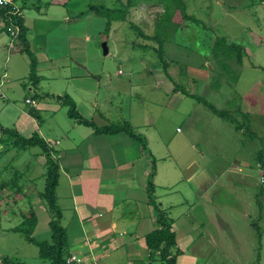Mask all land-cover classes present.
Returning <instances> with one entry per match:
<instances>
[{
	"label": "rangeland",
	"instance_id": "obj_1",
	"mask_svg": "<svg viewBox=\"0 0 264 264\" xmlns=\"http://www.w3.org/2000/svg\"><path fill=\"white\" fill-rule=\"evenodd\" d=\"M81 1L96 5L117 2ZM182 1L187 15L196 23H182L177 16L181 28L163 45V57L168 64L166 73L172 79L164 73L155 53L138 45L151 42L137 37L135 28L129 25L131 22L144 35L152 36L153 21L162 11L160 5L132 7L129 22L114 24L106 36L102 31L103 19L93 17L96 18L93 25L101 23V28L92 35L91 42L101 56V46L106 43L109 54L104 57L105 63L115 75L110 85L103 84L102 80L98 98L104 102L107 96L124 94L122 99L125 98L127 108L136 112L139 125L130 124L146 138L145 152L155 161L153 181L157 202L173 220V227L190 228L185 233L180 231L179 246L185 254L184 262L252 264L259 253V264H264V168L257 161L258 156L264 157V0ZM35 3L25 7L24 12L32 13L36 7L46 11L42 1ZM17 4L20 7L21 2ZM0 36L5 39L1 32ZM216 37H224L228 43L244 48L241 66L231 60L235 72L231 69L223 72L212 60L211 47ZM28 69L29 62L20 55L0 56V82L3 84L4 72L8 80L1 89L8 99L21 94L22 84L18 82ZM117 70L120 75L116 74ZM59 73L62 75L63 71ZM57 80L63 83L60 76ZM177 86L188 94L202 97L219 111H226L229 119L237 124L219 118L206 106L175 92ZM118 107L114 105L111 118L120 115L116 112ZM0 119L3 126L13 128L7 122H15L16 116L11 111H2ZM248 129L255 134V139H249ZM133 145L142 146L137 142ZM40 152L39 148H32L18 153L15 160L28 181L22 187L27 197L21 200L16 196V205L5 200L0 203V264L3 259L13 263L18 259L22 262L23 258L30 263L34 257L41 259L35 245L20 233L7 231L21 222L14 213L27 212L28 203L37 217L32 237L38 242H50V218L37 197L44 187ZM13 153L2 157L0 170L2 162L16 156ZM3 177L7 178L8 174ZM66 186L60 179L55 194L62 214L59 223L72 229L67 234L70 237L79 235L81 230L76 225L73 197ZM9 195L13 193L0 192V198ZM256 228L261 233L260 239L256 237ZM145 249L141 242L138 249L141 256L135 258L139 261L135 264H150ZM124 252H113L100 264H129ZM42 261L41 264H48Z\"/></svg>",
	"mask_w": 264,
	"mask_h": 264
},
{
	"label": "crops",
	"instance_id": "obj_2",
	"mask_svg": "<svg viewBox=\"0 0 264 264\" xmlns=\"http://www.w3.org/2000/svg\"><path fill=\"white\" fill-rule=\"evenodd\" d=\"M40 1L46 8L45 12L36 7L32 13L24 10L21 13L29 50L36 63L38 84L34 87L27 81L28 69L26 75L19 79L21 83L18 82L22 84L21 94L8 99L1 89L8 82L4 72L1 75L3 84L0 82V101L3 103L0 112L15 114L16 121L7 123L21 136L28 138L38 133L44 141L55 144L53 149L59 158L60 168L58 187L59 180H64L73 197L76 225L81 230L79 235L67 237L69 254L94 258L100 264L113 252L125 251L129 264L138 263L135 258L141 256L138 250L141 242L145 244V236L155 229L154 213L146 194L151 154L146 153L142 146H134L133 142L137 141L124 132L98 134L93 128L79 125L68 118L67 108L49 96L67 95L78 114L98 128L123 122L138 134L131 126L132 123L139 125L136 112L127 108L125 98L122 99L124 94L107 96L104 102L98 98L102 80L103 84L110 85L115 75L105 63L104 57L109 51L102 57L91 42L101 23L93 25L92 21L97 17L86 13L90 4L81 0ZM102 22L104 29L105 21ZM0 32L5 35V39L0 36V56L5 53L20 55L29 62L19 51L8 49L9 37L2 22ZM59 71L63 74L60 75ZM116 74L120 75V70ZM59 76L63 83L57 80ZM110 99L113 100L108 102ZM114 105H120L116 111L120 113L118 118H111ZM82 127L86 129L82 130ZM154 186L156 189L155 183ZM64 228L66 235L72 230ZM173 228L180 251L176 264H186L185 254L179 246L183 229ZM183 228V233L190 229L188 226ZM145 251L148 259L147 248ZM19 260L15 264H41L42 261L36 257L32 263L26 258L22 262Z\"/></svg>",
	"mask_w": 264,
	"mask_h": 264
},
{
	"label": "trees",
	"instance_id": "obj_3",
	"mask_svg": "<svg viewBox=\"0 0 264 264\" xmlns=\"http://www.w3.org/2000/svg\"><path fill=\"white\" fill-rule=\"evenodd\" d=\"M33 1V2H32ZM40 2V0H16V2H21L20 10H24L28 5H33ZM115 5H108V3L102 4H90L88 6L87 14L92 17H100L105 21L103 32L105 36L110 32L112 26L116 23L129 22V11L132 7L139 6L140 4H155L162 7L161 13L155 16L153 21V35L146 36L143 31L137 28L133 23L129 22L130 27L135 28L138 33L137 37L142 38L144 41H150L151 44L138 43L143 50L152 51L158 57L159 62L163 66V71L166 73V67L168 64L164 60V50L163 45L166 41L173 38V35L181 28L183 22H194L185 11V5L182 0H126L125 3L116 0ZM32 2V3H31ZM111 4V3H110ZM179 17L182 21H176V17ZM97 17V18H98ZM0 21L3 22L4 32L9 25H14L19 28V34L16 39L15 51L25 55L29 59V75L27 81L32 86H37L38 78L36 77V63L29 50V42L27 39V31L23 24L22 17L18 15H11L8 10L0 8ZM136 43V42H135ZM211 58L215 64L224 71L232 68L231 60L234 61L236 66H241L244 58V48L241 45L234 43H228L224 37H216L215 41L211 47ZM165 69V70H164ZM168 76V75H167ZM168 78H171L168 76ZM172 79V78H171ZM181 92L185 97L191 98L196 102L202 104L209 108L216 116L223 120H229L232 123L233 119H229L226 111H219L214 106L206 102L202 97L198 95H191L185 92L182 87H176L175 92ZM49 96V95H48ZM54 102H57L61 106L67 108L68 118L74 120L79 125L93 128L98 134L112 135L119 132H124L128 134L132 139L137 141L142 145L145 150L146 141L144 137L136 134L129 124L124 123L123 125H109L105 127H96L92 122L84 120L76 111L75 104L67 96H49ZM246 117V115H244ZM237 124V123H236ZM238 128V125L236 126ZM246 130L249 139H255V134L250 130ZM246 133V134H247ZM32 148H39L40 155L43 157V176L44 177V187L37 195L38 199L41 201L44 210L49 215L48 226L51 231L50 242H38L32 237L34 227L37 223V217L32 209L31 205H28V211L19 213H14V215L21 219V222L8 229L7 231H15L20 233L24 239L35 245L39 250V257L46 261L48 264H65V259L68 254V242L66 230L59 223L62 217L61 210L57 205V197L55 194L58 188L59 179V158H57V153L52 148L50 142L44 141L38 135V133H33L30 137L25 138L21 136L15 128H5L0 124V162L4 155L10 152L16 154L13 159L9 161L2 162L1 172H0V192L8 190L13 193L4 199L0 198V203L5 200V202H12L14 205L17 204L16 196L20 197L21 200L26 199L27 195L22 192L23 185L28 182L26 180V175L21 173L16 166L15 160L18 158V153L28 151ZM259 164L264 168V157L258 159ZM7 173L8 177L4 178L3 175ZM155 176V161L151 159V169L147 178V200L149 206H151L154 217H155V229L145 236V245L149 252L148 259L150 264H176V259L180 255V251L176 244V234L173 228V220L168 217L161 209V205L157 202L155 197V186L153 178ZM25 182V183H24ZM28 201V200H27ZM255 224L253 223L252 226ZM4 232L6 230H3ZM256 237L260 239L261 233L259 229L256 228ZM259 256V253H258ZM252 264H259V257ZM1 264H15L8 259L1 260Z\"/></svg>",
	"mask_w": 264,
	"mask_h": 264
},
{
	"label": "built area",
	"instance_id": "obj_4",
	"mask_svg": "<svg viewBox=\"0 0 264 264\" xmlns=\"http://www.w3.org/2000/svg\"><path fill=\"white\" fill-rule=\"evenodd\" d=\"M0 8L8 10V13L11 15H18L21 17V11L16 0H0ZM18 34H19V28L17 26L9 25L7 27V35L9 37V41H8L9 50L15 49V44ZM65 264H98V263L94 258H89L80 254H70L65 259Z\"/></svg>",
	"mask_w": 264,
	"mask_h": 264
},
{
	"label": "water",
	"instance_id": "obj_5",
	"mask_svg": "<svg viewBox=\"0 0 264 264\" xmlns=\"http://www.w3.org/2000/svg\"><path fill=\"white\" fill-rule=\"evenodd\" d=\"M102 54L106 56L108 54V48L106 46V43H103L101 46Z\"/></svg>",
	"mask_w": 264,
	"mask_h": 264
},
{
	"label": "clouds",
	"instance_id": "obj_6",
	"mask_svg": "<svg viewBox=\"0 0 264 264\" xmlns=\"http://www.w3.org/2000/svg\"><path fill=\"white\" fill-rule=\"evenodd\" d=\"M19 8H20V7H19ZM20 11H21V10H20ZM21 13H22V11H21ZM21 17H22V15H21ZM3 28H4V26H3ZM6 33H7V29H6ZM51 145H52V148H54L55 144L51 143ZM57 158H58V156H57Z\"/></svg>",
	"mask_w": 264,
	"mask_h": 264
}]
</instances>
